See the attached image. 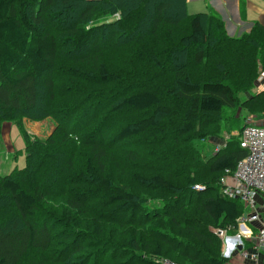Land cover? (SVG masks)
I'll return each instance as SVG.
<instances>
[{
    "label": "trees",
    "instance_id": "trees-1",
    "mask_svg": "<svg viewBox=\"0 0 264 264\" xmlns=\"http://www.w3.org/2000/svg\"><path fill=\"white\" fill-rule=\"evenodd\" d=\"M186 3L0 0V154L3 123L25 153L0 175V264L229 262L208 227L235 234L245 211L220 178L247 154L246 114L264 111V88L250 93L264 26L230 36ZM228 53L251 70L227 71ZM239 118L203 156L199 140H223ZM24 119L53 129L31 135Z\"/></svg>",
    "mask_w": 264,
    "mask_h": 264
},
{
    "label": "built area",
    "instance_id": "built-area-1",
    "mask_svg": "<svg viewBox=\"0 0 264 264\" xmlns=\"http://www.w3.org/2000/svg\"><path fill=\"white\" fill-rule=\"evenodd\" d=\"M115 16L118 17L117 14ZM225 139L212 146V153L225 146ZM239 141L247 154L233 172L226 170L220 178L221 193L226 198L242 201L245 206V211L237 219V226L247 223H259L260 226L254 235L251 232L231 235L221 228L215 231L222 240L221 254L224 258L231 260L236 257L241 264H263L264 221L261 217L264 208L257 206L255 201L259 194H264V125L249 123L244 126L239 133ZM194 188L201 189L202 186L195 185ZM160 263L175 264L166 259H161Z\"/></svg>",
    "mask_w": 264,
    "mask_h": 264
},
{
    "label": "crops",
    "instance_id": "crops-1",
    "mask_svg": "<svg viewBox=\"0 0 264 264\" xmlns=\"http://www.w3.org/2000/svg\"><path fill=\"white\" fill-rule=\"evenodd\" d=\"M187 11L189 14L198 12H212L219 15L224 22L227 34L230 36H236L240 33L248 32L251 26L256 22L264 26V0H187ZM238 121L241 124L242 118H239ZM249 123H251V120ZM258 124L264 125L262 123ZM23 125L29 134L38 137L47 136V134H43V131L45 128H48V126V129H50L49 131H52L51 126L46 120L40 122H31L24 119ZM12 126V123H3L1 136L3 148L1 150L0 157H2V162L5 163L3 164L6 167H3V170H6L5 172L10 169L9 159L11 157H14L15 161L17 162L18 157L24 156L23 146L20 147L22 142L20 141L17 130ZM237 133V130H233L228 135H237ZM12 135H14L15 139H12ZM210 140H214V138ZM221 141L217 138L215 142L209 143V150L213 152L212 146ZM202 145H204V142H202ZM15 151L19 152L15 154ZM5 152L7 154L4 157L2 153ZM257 201H262V197L260 195L257 196ZM260 208H264V206H260ZM261 218V221H264V215ZM259 226V223H247L244 225L241 224L237 226V232H241L242 234L251 232L254 235L257 232ZM248 242L246 243L248 244ZM227 264H241V262L235 257L229 260Z\"/></svg>",
    "mask_w": 264,
    "mask_h": 264
},
{
    "label": "rangeland",
    "instance_id": "rangeland-1",
    "mask_svg": "<svg viewBox=\"0 0 264 264\" xmlns=\"http://www.w3.org/2000/svg\"><path fill=\"white\" fill-rule=\"evenodd\" d=\"M191 3H192V1H191ZM198 13H200V12H198ZM240 34H242V33H240ZM240 34H238V35H240ZM226 56L231 58V65L229 66V68L227 69V71L233 70V71L236 72L237 70H243V69L246 70V71L251 70V68L249 67V64L248 63H244L242 61V58L241 57H238L236 54L228 53ZM117 65H119V59L115 58V66H117ZM260 68L261 67L259 65V67H258V76L256 78V82L254 84L253 89H251V91H250L251 94H254V93H256V92H258V91H260L261 89L264 88V81H263V79L261 77V75H262V68L261 69ZM203 72L204 71H203L202 68L201 69H194L193 70V73H194V76L195 77H198V76L202 75ZM247 97L245 96V94H243V98H247ZM242 115H243V112H242ZM256 115L257 116H254L252 114H246V116L248 118H250V119L247 118L246 122L248 123L251 120V123L252 124H258V123L264 124V111L262 113H259V114H256ZM46 121L49 123V125L51 126V130H52L53 129V125H52L51 121L48 120V119ZM256 121H258V122H256ZM246 122L244 121V123H246ZM12 125H13L12 127H15V129L18 132L20 141L22 142L20 144V147L23 146V153H24V142H23V139H22V137H21V135L19 133V129L17 128V126L15 124H12ZM240 125L241 124H240L239 121L235 122L234 124H231V126H229V128L226 130V132H223L222 133V136H224L223 140L225 139V137H226L225 141L228 140V138L230 137V135H228V134L231 131L238 129ZM48 128H49V126H48ZM48 128H45L44 129L43 134H45V135L47 134L48 135L51 132V131H49L50 129H48ZM2 129H3V125H2V128H1V136H2ZM12 139H15L14 135H12ZM203 139H204L203 141H202V139L199 140V142L197 143V146H198V149H200L201 154L203 156H206V155H209L211 153V151L208 148L209 143L215 142V140H217V138H214V140H210V137L209 138L208 137L207 138H203ZM218 139L220 141L222 140L220 137H218ZM200 141L201 142H204V145H201V147H200V144H199ZM6 154H7L6 152L5 153H2V155L4 157L6 156ZM1 162H2V157H0V175H5L6 173L10 172L14 167L23 168L25 166V153H24V156L18 157L17 162L15 161L14 157H11L9 159L10 169L7 170V172H5L6 170H3V167L6 168L3 165L5 163L4 162L1 163ZM142 192L143 193H146L149 196H151L152 201H150V206H153V205L158 204L157 199L161 197V195L159 193H157L155 191H149V190H142ZM259 195L262 197V201H257L256 200L255 203H256L257 206H264V194H259ZM262 214L264 215V212ZM208 228L210 229L211 232H213L214 234H216L215 228H212L211 226H209ZM219 240L221 242L219 248L222 251V240H221V238ZM23 264H30V263L28 261H26Z\"/></svg>",
    "mask_w": 264,
    "mask_h": 264
}]
</instances>
